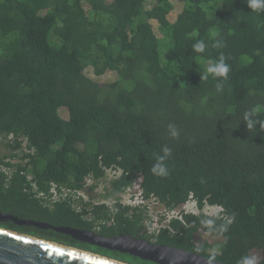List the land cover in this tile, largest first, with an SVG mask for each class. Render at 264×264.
<instances>
[{"label":"trees","instance_id":"16d2710c","mask_svg":"<svg viewBox=\"0 0 264 264\" xmlns=\"http://www.w3.org/2000/svg\"><path fill=\"white\" fill-rule=\"evenodd\" d=\"M247 2L0 0V135L13 138L1 144L11 152L0 164L16 168L10 179L0 172V210L105 237L128 233L225 264H264V129H248L244 120L258 109L250 118L264 122V11ZM197 41L203 53L193 51ZM221 56L226 78L203 79ZM106 73L114 79L98 82ZM18 138L34 150L21 156L25 165L5 161ZM157 163L166 176L152 172ZM110 166L122 173L103 197L139 178L143 194L169 209L191 200L199 210L221 211L183 213V222L148 234L142 213L120 206L113 223L96 229L111 215L105 205L81 212L69 201L45 205L26 180L29 172L38 190L51 182L80 189L87 175L98 180ZM0 227L129 264H157L53 228Z\"/></svg>","mask_w":264,"mask_h":264},{"label":"water","instance_id":"95a60500","mask_svg":"<svg viewBox=\"0 0 264 264\" xmlns=\"http://www.w3.org/2000/svg\"><path fill=\"white\" fill-rule=\"evenodd\" d=\"M53 228L72 238L157 264H225L179 247L151 242L128 233L105 237L93 230L52 226L32 219H20L0 210V222ZM0 264H129L74 246L0 227Z\"/></svg>","mask_w":264,"mask_h":264},{"label":"built area","instance_id":"2783aa9c","mask_svg":"<svg viewBox=\"0 0 264 264\" xmlns=\"http://www.w3.org/2000/svg\"><path fill=\"white\" fill-rule=\"evenodd\" d=\"M13 138L11 135L4 137L0 135V145L3 142H12ZM19 147L12 150L11 157L5 159L10 163H21L25 165L28 162L27 158H21L23 153L32 154L33 148L28 147V142L25 138H18ZM16 170L14 166H7L0 164V172L6 175V179H10L12 173ZM21 174L25 171L21 170ZM122 173L121 168L110 166L104 168V176L98 180L94 179L92 174L85 177L84 185L80 189H71L62 185L51 182L46 190H38L37 184L32 180V175L28 172L26 173V180L29 181L31 189L35 192L36 197L40 199L45 205H53L56 202L69 201L72 207L81 212L84 207L92 208L95 205H105L111 215L109 218L100 220L96 224V229L101 225L111 224L114 222V215L119 210V207H128L129 212L135 210L136 212H141L143 216V225L148 234H157L163 225H168L171 220H179L183 222V213H193L197 214L200 211L208 215L215 214L221 211L218 206L205 205L201 210H199L194 201H187L183 206L182 210L169 209L163 206L159 200L153 195L143 194L140 188V179L135 178L130 184L125 186V188L113 197H103L105 192L110 189V182L115 178L119 177ZM104 183L105 192L100 196V198H92L90 194L95 191L98 184ZM90 185H94L91 191L87 188ZM88 217V215H86Z\"/></svg>","mask_w":264,"mask_h":264},{"label":"clouds","instance_id":"9594fccd","mask_svg":"<svg viewBox=\"0 0 264 264\" xmlns=\"http://www.w3.org/2000/svg\"><path fill=\"white\" fill-rule=\"evenodd\" d=\"M248 8L257 12L264 11V0H248L247 2ZM218 35L217 32H212V37L215 38ZM220 42H215L213 44V47H221ZM193 51L198 53H203L205 51V43L203 41H197L193 46ZM228 72V66L224 63L223 56L220 57L219 63L209 62V64L206 67V70L203 75V79H207L208 75L211 74L214 77L221 76L226 78V74ZM217 88H220V85H217ZM258 112V109H254L252 111H249L245 113L244 120L246 122V125L248 129H252L255 127L256 124H259L262 129H264V122L253 120L250 117H253ZM170 134L173 137H176L178 135V131L176 130L175 126L169 125ZM169 152L168 149H165V153L167 154ZM152 172L161 175L166 176L167 175V169L164 167L161 163H157L153 166ZM243 264H254V261L249 258H244Z\"/></svg>","mask_w":264,"mask_h":264},{"label":"rangeland","instance_id":"374dc122","mask_svg":"<svg viewBox=\"0 0 264 264\" xmlns=\"http://www.w3.org/2000/svg\"><path fill=\"white\" fill-rule=\"evenodd\" d=\"M158 35H160V33H158ZM88 72L92 75L91 71L88 70ZM114 77H115V74L114 73H106V74H104L102 76L96 77V79H97L98 82H107V81L113 80ZM60 112H61V114L65 115L66 110L64 108H61L60 109ZM5 152H9L10 153L11 152V149H9L7 151L6 149H4L2 147V145H0V155L1 154H4ZM104 185H105L104 183L98 184L97 188L95 189V191H93L90 194V196L92 198H100V196L105 192ZM255 255H257V254H253L252 257L253 258H257V257H255Z\"/></svg>","mask_w":264,"mask_h":264},{"label":"flooded vegetation","instance_id":"af4514ba","mask_svg":"<svg viewBox=\"0 0 264 264\" xmlns=\"http://www.w3.org/2000/svg\"><path fill=\"white\" fill-rule=\"evenodd\" d=\"M7 221H11V220H7ZM4 222H6V221H4ZM71 237V236H70ZM74 239V238H73Z\"/></svg>","mask_w":264,"mask_h":264}]
</instances>
